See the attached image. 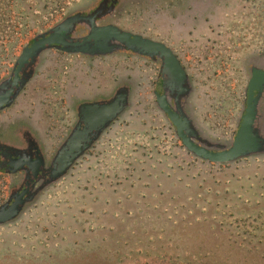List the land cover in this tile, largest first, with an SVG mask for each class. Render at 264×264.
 I'll return each mask as SVG.
<instances>
[{
  "label": "flooded vegetation",
  "instance_id": "1",
  "mask_svg": "<svg viewBox=\"0 0 264 264\" xmlns=\"http://www.w3.org/2000/svg\"><path fill=\"white\" fill-rule=\"evenodd\" d=\"M10 1L15 3L0 0L1 27L5 14H10L4 10ZM68 5V10L56 12L47 27L41 22L43 28L38 31L32 26L26 28L21 41L14 38L0 44V85L4 84L6 91L14 89V95L15 79H22L25 73L22 89L8 106L0 107V207L12 198L11 204L13 196L26 192L25 198L27 193L37 192L27 208L83 161L94 163L109 154L120 142L118 136L132 127L131 122L126 125L121 118L136 93L147 106L150 119H155L163 135L170 136L171 147H182L193 161L222 166L264 155H250L226 164L194 156L182 145L177 128L157 99L165 97L166 108L176 115H180L181 104L182 114L190 119L199 138L208 145H224L206 136L205 131L203 135L200 129L214 120L206 114L212 104L208 97L211 87L218 88V95L237 97L232 99V110L221 106L227 115L235 113L231 146L248 108V86L255 80V86L261 89L259 96L258 90L253 91V98H257L255 125L264 138V82L256 74L264 73V0H73ZM97 28L127 33L140 44V52L117 41L109 44L120 49L75 52L73 45L83 42ZM46 38L53 41L44 45L35 66L25 65L16 75L23 49L31 48L34 39ZM172 77L184 78L183 87L187 89L177 104L179 93L168 84ZM194 87L209 104L197 119L186 107ZM237 87L240 90L234 93ZM125 95V103L119 100L124 111L100 125V118L106 115V110L100 108ZM193 142L199 143L197 139ZM74 144H84L86 149L79 154L75 148L67 152L65 158L73 163L64 175L51 181L52 163L59 150L64 146L70 150Z\"/></svg>",
  "mask_w": 264,
  "mask_h": 264
},
{
  "label": "rangeland",
  "instance_id": "2",
  "mask_svg": "<svg viewBox=\"0 0 264 264\" xmlns=\"http://www.w3.org/2000/svg\"><path fill=\"white\" fill-rule=\"evenodd\" d=\"M13 3L0 44L47 27L73 0ZM192 89L186 107L197 119L209 104ZM211 89L214 120L200 129L229 146L235 113L223 110L237 97ZM146 107L136 93L121 118L132 127L109 154L83 161L0 226V264H264V155L222 166L193 161Z\"/></svg>",
  "mask_w": 264,
  "mask_h": 264
},
{
  "label": "water",
  "instance_id": "3",
  "mask_svg": "<svg viewBox=\"0 0 264 264\" xmlns=\"http://www.w3.org/2000/svg\"><path fill=\"white\" fill-rule=\"evenodd\" d=\"M59 26L61 27L63 26V24ZM52 41L53 39L47 38L43 40L34 39L31 48H24L17 61L18 70L16 71V75L19 71H21V68L25 65H30L31 67H34L37 62V57L39 53L45 49L44 45L50 44ZM110 41H117L119 42V44L125 43V45L127 46L126 48L131 49L135 53H138L141 50L140 44L134 40H131L130 36L127 33H120L118 31L116 32V29L109 31V28H97L91 30L88 37L83 39V42L76 43L73 45V49L76 50L75 52H80L82 54L102 53L103 51H112L113 49H120L118 48L120 47L118 45L109 44ZM31 72L33 71H30V73ZM22 74L24 78L25 73L22 72ZM256 74L259 79L264 82V73L256 72ZM23 78L18 79L17 76V79H15L16 90L14 91V95V89L6 91L7 89L5 85H0V90H5V93H0V107L3 105L8 106L13 101L16 94L22 89L24 85L25 79ZM184 80V78L172 77L168 82V84L172 85L173 89H177L179 93L177 97H175V104L178 103V97L184 98V96H182V93H185L187 91V89L183 87ZM254 82L255 80H251L248 86L250 94L246 115L242 118V122L236 134V137L232 142L231 146H229L228 148L225 145L219 144L208 145L206 144L207 141L205 142V140L199 138V134L196 133L193 125L191 124L190 119L184 114H182L183 111H181L180 108L182 107L181 104L178 105V114H180L181 116L171 113V111L166 108L165 97H157L158 105L165 112L168 113L170 121L177 128L176 132L179 138H181L182 140V145L188 152H191L194 156L209 161L213 164L231 163L243 157L264 153V138L260 135L255 125L257 119V111L254 109V106L257 103V98H253V91L258 90L259 96L261 93V89L255 86ZM121 99L122 102L125 103L126 95L124 97L117 96L116 102L111 103V105H107L105 108H100V110H106V115L100 118V125H102L104 122L107 123L108 121L116 119L124 111L125 106L119 101ZM193 139H197L199 141L198 145L194 144ZM199 144L201 146H199ZM74 146L75 147L73 148L70 147V150H68L65 146L59 150L57 157L52 163V170L49 175L51 181H55L62 175H64L69 169L70 165L73 163L74 160H67L65 158V154L67 152H70L72 149L75 148L78 150L77 153L79 154L86 149V145L84 144H74ZM211 148H214L215 150H212ZM24 193L21 196H13L14 201L11 204L10 201L12 198L9 202L0 207V226H6L18 220L21 217L25 206L33 200L37 192L27 193V196L25 198L23 197Z\"/></svg>",
  "mask_w": 264,
  "mask_h": 264
},
{
  "label": "trees",
  "instance_id": "4",
  "mask_svg": "<svg viewBox=\"0 0 264 264\" xmlns=\"http://www.w3.org/2000/svg\"><path fill=\"white\" fill-rule=\"evenodd\" d=\"M151 264H169V263H160V262L157 263V262L155 261V262H153V263H151Z\"/></svg>",
  "mask_w": 264,
  "mask_h": 264
}]
</instances>
